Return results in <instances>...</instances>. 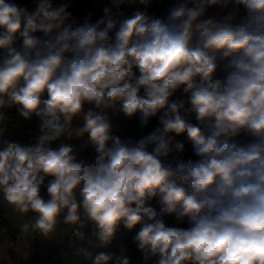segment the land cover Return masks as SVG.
<instances>
[{
	"label": "clouds",
	"instance_id": "9594fccd",
	"mask_svg": "<svg viewBox=\"0 0 264 264\" xmlns=\"http://www.w3.org/2000/svg\"><path fill=\"white\" fill-rule=\"evenodd\" d=\"M230 2L246 10L241 22L204 18ZM136 3L111 0L102 18L74 27L68 3L33 0L30 11L0 0V124L15 109L39 128L21 145L0 127V193L15 212L33 214L21 231L45 239L62 223L84 240L90 224L94 246L107 247L121 225H139L145 262L264 264V0H178L166 19L141 10L119 18ZM118 113L141 128L158 118L159 127L122 140L111 134ZM242 132L251 142H232ZM182 134L198 159L165 164L184 152ZM84 136L89 158L69 143L53 146ZM166 215L188 227L167 226Z\"/></svg>",
	"mask_w": 264,
	"mask_h": 264
},
{
	"label": "rangeland",
	"instance_id": "374dc122",
	"mask_svg": "<svg viewBox=\"0 0 264 264\" xmlns=\"http://www.w3.org/2000/svg\"><path fill=\"white\" fill-rule=\"evenodd\" d=\"M55 4L60 3H68L72 4L75 0H54ZM178 2V0H151V3L145 8V6L140 5L138 0L137 3L131 6H127V10L123 13V16L119 17L120 19L125 17H130L136 10L145 11L148 15L154 16L161 19H166L169 9ZM93 5L95 9L99 12L103 10L105 7L111 8V0H94ZM121 6V9H123ZM30 11L33 9V0L25 5ZM116 10L113 9V14L115 15ZM233 16V23H239L246 17V10L242 6H236L233 3H229L227 7L221 6H212L209 7L206 11L204 18H212L217 21H223L227 16ZM185 98L182 93H177L173 98ZM78 125L82 120H77ZM128 123L130 128L137 130H142L139 126V118L134 117L132 119H128ZM121 125V123H118ZM32 125V126H31ZM34 123L30 121L24 120L19 114L12 109L5 114V120L0 127L4 129L3 138H6L10 141L19 143L21 145L32 144L35 142V137L37 134L33 131ZM77 125V126H78ZM75 126V125H74ZM122 128V127H119ZM120 130V129H119ZM124 130V129H122ZM124 132V131H123ZM125 133V132H124ZM84 140V139H79ZM81 142H85L81 141ZM6 205L8 207L7 218L5 220L11 222V227L19 233V240L17 242H12L9 236L1 237L0 235V264H21L28 260L32 256L31 249L39 240H44L47 243L54 242L65 237L70 231H72L69 226L63 225L62 223L58 225L57 231L54 234V237L51 239H45L38 234L32 233L31 230L29 232L24 233L21 231V226L30 222V217L32 216L30 213L21 215L18 212H15L3 199V194L0 193V206ZM1 223V222H0ZM90 224L86 225L82 231L85 233V239L83 243L81 241L80 244H77L76 237L69 245L68 249L63 252L62 259L65 264H93L92 260L85 258L83 255H77L78 249H87L93 257L95 255L104 252L108 254H114V256H125L129 259L130 264V256L129 253L125 251L123 242L120 237H115L110 245L107 247H95L94 245L97 243L96 239H93L94 236H88L86 234L88 231L86 230ZM2 226H0V230ZM89 241L92 243L90 244ZM77 244V246L75 245ZM75 245V246H74ZM71 250V251H70ZM61 259V260H62ZM66 260V261H65ZM61 263V262H60ZM109 264H116L115 259L109 262ZM139 264V262L137 263Z\"/></svg>",
	"mask_w": 264,
	"mask_h": 264
},
{
	"label": "trees",
	"instance_id": "16d2710c",
	"mask_svg": "<svg viewBox=\"0 0 264 264\" xmlns=\"http://www.w3.org/2000/svg\"><path fill=\"white\" fill-rule=\"evenodd\" d=\"M32 0H12V2L17 3L18 5L25 6L28 3H30ZM94 0H75L72 4H70V7L68 11L72 14V19L69 21L70 23H73V26H79L82 25L85 20H87L90 23H95L98 19L102 18L103 15L100 14L93 5ZM39 34V33H37ZM8 112V111H7ZM184 114V113H182ZM190 119L193 123H196L194 116H191ZM32 121L35 125H33V130L37 131L39 134V128H38V121L33 118ZM32 126V125H31ZM156 127H159L158 118H152L149 124L142 130L137 131H130L128 134H119V133H113L112 135L119 136L122 140L132 139V140H138L141 137L148 135L151 133ZM176 141L182 142L185 145V150L183 153H170L167 158H162L163 162L165 164L171 163L173 166L175 165L177 160L183 159L187 161L188 159L197 160L198 157L194 155L193 148L191 145V142L187 139L186 134H182L180 136L175 137ZM253 138L246 134L241 133L237 137L232 138V142H236L238 144L244 145L249 142H251ZM61 141L71 144L75 147L76 152L78 156L83 158H89L94 156V150L89 144H80L76 142L74 139L67 140L65 137H61L59 141L54 142L53 146L58 145ZM47 181L45 182V184ZM41 195L45 199H47V189L46 186H42L41 188ZM149 206L154 207L157 211H159L160 205L158 203L157 199H153L149 202ZM33 215L32 213H30ZM164 222L167 226L170 227H184L187 228L188 224L187 222H180L178 221L174 215H166L163 217ZM139 225L132 231H129L121 225L120 229L116 233L115 237H120L124 249L126 252L129 253L131 264H156V259L153 258L147 262L144 261L142 253L139 251L136 243L134 242V236L136 232L139 230ZM87 231H92V226L89 225V227L86 229ZM82 231V229H81ZM44 240H39L35 244L34 249H37L41 247V245L44 243ZM24 264H42L39 255L32 256V261Z\"/></svg>",
	"mask_w": 264,
	"mask_h": 264
},
{
	"label": "built area",
	"instance_id": "2783aa9c",
	"mask_svg": "<svg viewBox=\"0 0 264 264\" xmlns=\"http://www.w3.org/2000/svg\"><path fill=\"white\" fill-rule=\"evenodd\" d=\"M55 3V1H54ZM233 3V2H230ZM234 4V3H233ZM243 7V6H242ZM42 35V34H37ZM114 38V33H112ZM2 58V55H0ZM12 110V109H11ZM10 111V110H8ZM7 214L4 211L0 210V230L1 237L9 236L12 242H17L20 238L19 233L11 227L5 220ZM76 238L72 231H70L65 237L56 240L54 242H44L41 247L32 250V256L39 255L42 264H60L62 259V254L68 249V245ZM24 264V263H21Z\"/></svg>",
	"mask_w": 264,
	"mask_h": 264
},
{
	"label": "crops",
	"instance_id": "0c3cea01",
	"mask_svg": "<svg viewBox=\"0 0 264 264\" xmlns=\"http://www.w3.org/2000/svg\"><path fill=\"white\" fill-rule=\"evenodd\" d=\"M127 10V5H124L123 6V9H120V11L122 12V13H124L125 11ZM99 13L100 14H102L103 16H104V12H103V10H101V11H99ZM30 122H32V123H34L32 120L30 121ZM111 122H112V125H113V128H112V133L111 134H113V133H119V134H128L130 131H135V129H132V128H130V126H129V123H128V118H126L122 113H118V114H116V115H112L111 116ZM118 123H121V125L120 124H118ZM73 124L75 125V126H77L78 125V123H77V120H75L74 122H73ZM78 126H82V124L80 123ZM119 127H122V128H119ZM120 129V130H119ZM122 129H124V130H122ZM33 131H35V130H33ZM125 133H124V132ZM35 133L38 135V133H37V131H35ZM76 142H78V143H80V144H88V138H87V136H84L83 138H81V139H84L85 140V142H81V141H84V140H79V139H76V138H73ZM0 210L1 211H4L6 214H7V212H8V207L6 206V205H4V206H2V208H1V206H0ZM9 213V212H8ZM7 221V220H6ZM7 223L9 224V225H11V222H9V221H7ZM86 234H89L88 236H92V231H88ZM85 236H87V235H85ZM93 239H96L95 237H93ZM81 241H82V243H83V240H80V239H78L77 240V244H80L81 243ZM80 242V243H79ZM75 243V245L77 246V244ZM74 245V246H75ZM35 246V245H34ZM34 246L31 248V249H33L34 248ZM71 251V250H70ZM30 261H32V256L30 257V260H28V261H26V262H24V263H28V262H30ZM66 261V260H65ZM60 264H65V262H64V260L62 259L61 260V263Z\"/></svg>",
	"mask_w": 264,
	"mask_h": 264
}]
</instances>
